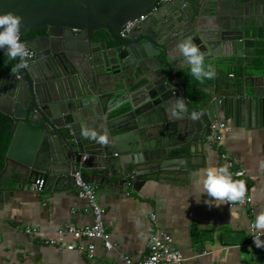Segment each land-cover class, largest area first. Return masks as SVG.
Returning a JSON list of instances; mask_svg holds the SVG:
<instances>
[{
    "label": "water",
    "instance_id": "water-1",
    "mask_svg": "<svg viewBox=\"0 0 264 264\" xmlns=\"http://www.w3.org/2000/svg\"><path fill=\"white\" fill-rule=\"evenodd\" d=\"M158 2L0 0V13L22 17L20 38L29 30L47 31L21 39L36 56L24 58L27 67L16 58L8 79L0 76V113L12 131L0 195L33 191L38 179L44 188L78 189L81 155H88L85 181L98 186L169 179L182 169L175 163L181 166L178 161L206 144L212 108L264 123V62L256 66L255 60L264 58V0ZM142 15L148 16L122 36L125 24ZM188 39L216 72L205 112L179 76L188 65L178 46ZM251 67L262 70L251 84L235 81L236 70ZM179 98L186 109L171 118ZM82 127L106 132L108 142L82 136Z\"/></svg>",
    "mask_w": 264,
    "mask_h": 264
},
{
    "label": "crops",
    "instance_id": "crops-1",
    "mask_svg": "<svg viewBox=\"0 0 264 264\" xmlns=\"http://www.w3.org/2000/svg\"><path fill=\"white\" fill-rule=\"evenodd\" d=\"M255 60L256 66L264 62V58ZM208 65L213 67L212 62L205 61ZM261 73L256 67L236 70L234 79L239 83L247 79L251 84V79ZM179 76L193 103H202L201 112L207 111L213 97L208 87L214 78L200 82L191 75L190 66ZM212 112L213 121L226 123L221 144L213 142L210 134L191 159L178 161L181 166L175 163L174 168H182L179 174L135 187L93 184L106 210L104 221L107 239L114 244L112 250L100 240H95L97 248L91 255L43 242L56 237L66 225L84 227L93 223L91 206L76 188L45 187L39 191L34 187L33 191L20 189L0 195V264H127L124 255L138 262L147 256V244L158 229L171 235L185 258L184 264H264V247L250 244L251 226L256 215L264 212V123L235 120L215 108ZM220 152L228 154L235 168L247 170L243 180L253 198L251 207L236 202L209 207L204 202L207 193L200 183L203 169L226 167L232 172ZM230 208L238 214L231 215ZM28 227L36 228L37 233L28 234ZM67 240L72 241V237L68 235Z\"/></svg>",
    "mask_w": 264,
    "mask_h": 264
},
{
    "label": "built area",
    "instance_id": "built-area-1",
    "mask_svg": "<svg viewBox=\"0 0 264 264\" xmlns=\"http://www.w3.org/2000/svg\"><path fill=\"white\" fill-rule=\"evenodd\" d=\"M171 1L173 0H159L158 5ZM147 16L148 15H142L140 18L128 21L121 32L122 36H126L137 23L145 20ZM25 49L27 51L25 59L28 61L32 60L36 56L35 50L27 45H25ZM210 127L213 142L220 145L223 139L222 131L226 128V123L213 121ZM220 156L227 161L228 166L232 169V177L236 180H243L247 174V170L245 168H235V162L229 158L227 153L220 152ZM87 160L88 155H81L78 170L75 173V180L79 195L85 198L91 206L94 217L93 223L84 227L66 225L58 231V235L56 237L45 238L43 242L50 246H57L68 250L78 249L81 251H87L88 254L91 255L97 248L95 240L104 242L107 250H112L114 248V244L107 239V230L104 221L106 210L99 202L97 186L85 181L84 179V168ZM44 185V180L38 179L35 188L41 191L43 190ZM236 203L238 206L245 208L252 206L253 198L250 195L249 189L246 199L243 202ZM155 218L156 215H152V219L155 220ZM26 232L28 234H36L37 229L28 227L26 228ZM251 234L252 237L250 244L255 245L253 235L259 234L258 230L255 228V223L251 226ZM68 235L72 237V241L67 240ZM147 246L148 254L143 260L135 262L127 255H124L123 259L127 264H184L185 258L182 252L174 245L171 235L162 229H158L157 232L152 235V238L149 240Z\"/></svg>",
    "mask_w": 264,
    "mask_h": 264
},
{
    "label": "clouds",
    "instance_id": "clouds-1",
    "mask_svg": "<svg viewBox=\"0 0 264 264\" xmlns=\"http://www.w3.org/2000/svg\"><path fill=\"white\" fill-rule=\"evenodd\" d=\"M22 17L14 12L0 13V49H7L10 58H20L19 67H27L24 58L27 55L24 43L20 40V25ZM178 54L183 58L186 65L190 66L191 75L196 80L203 82L206 79L214 78L215 69L208 65L205 66V57L200 49L190 40L179 43ZM186 109V103L183 98L173 102L170 110L171 118H179ZM199 113L192 112V119H198ZM81 135L90 139L97 140L100 143L108 142L106 132L99 133L96 129L82 127ZM201 187L203 193H207V199L204 201L209 207L220 206L224 203L243 202L246 199L248 188L244 180H236L228 172L226 167L210 166L203 169L201 178ZM200 201V200H199ZM197 201V202H199ZM231 215L238 213L230 208ZM255 228L258 235H253L256 247H264V212H260L255 218Z\"/></svg>",
    "mask_w": 264,
    "mask_h": 264
},
{
    "label": "trees",
    "instance_id": "trees-1",
    "mask_svg": "<svg viewBox=\"0 0 264 264\" xmlns=\"http://www.w3.org/2000/svg\"><path fill=\"white\" fill-rule=\"evenodd\" d=\"M99 35H104L106 33L105 30L102 31H98L97 32ZM43 34H47V31L44 30H38V31H33V30H29L27 32H25L21 39L24 40H28L31 37H34L36 35H43ZM1 56L6 58L5 64L3 66L2 63H0V68H5L6 70H10L13 71L15 68V64H16V59H12L10 58L8 55L5 54H0ZM183 76H185V73H183ZM212 79H210L211 82ZM209 81H206L205 83H208ZM2 131V136L0 138V174L4 168V164H5V158H6V154L8 151V147L11 141V137H12V131H11V127L9 126V128H7L6 130H1Z\"/></svg>",
    "mask_w": 264,
    "mask_h": 264
},
{
    "label": "flooded vegetation",
    "instance_id": "flooded-vegetation-1",
    "mask_svg": "<svg viewBox=\"0 0 264 264\" xmlns=\"http://www.w3.org/2000/svg\"><path fill=\"white\" fill-rule=\"evenodd\" d=\"M43 35H46V34H43ZM43 35H36L34 37L29 38L28 40H33V39H35L37 37H40V36H43ZM5 61H6V58L0 55V63H2L3 66L5 64ZM11 72L12 71H10L8 69L6 70L5 68H0V76H3L6 79H8V76L7 75L9 73H11ZM9 126H10V124H9L6 116H4V115H2L0 113V138L2 136V131L1 130H6L7 128H9Z\"/></svg>",
    "mask_w": 264,
    "mask_h": 264
}]
</instances>
